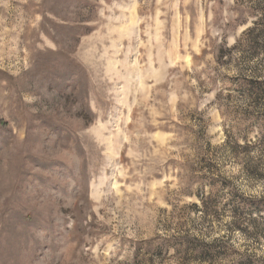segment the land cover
<instances>
[{"label":"rangeland","instance_id":"obj_1","mask_svg":"<svg viewBox=\"0 0 264 264\" xmlns=\"http://www.w3.org/2000/svg\"><path fill=\"white\" fill-rule=\"evenodd\" d=\"M263 25L264 0H0V264H264Z\"/></svg>","mask_w":264,"mask_h":264},{"label":"trees","instance_id":"obj_2","mask_svg":"<svg viewBox=\"0 0 264 264\" xmlns=\"http://www.w3.org/2000/svg\"><path fill=\"white\" fill-rule=\"evenodd\" d=\"M264 26V25H263ZM257 31H258V29H255V27H253V28H249L247 31H246V33H245V35H249V37H250V41H252L254 44H257V39L259 38V36H256L255 34L257 33ZM254 48H256V49H258L259 47H257L256 45L254 46ZM227 51H229V50H222V55L223 54H225V52H227Z\"/></svg>","mask_w":264,"mask_h":264}]
</instances>
